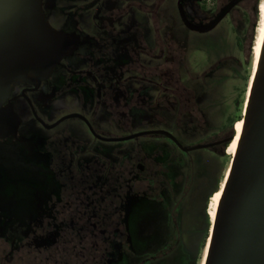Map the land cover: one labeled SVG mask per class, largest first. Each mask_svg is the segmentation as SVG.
Returning a JSON list of instances; mask_svg holds the SVG:
<instances>
[{"label":"flooded vegetation","instance_id":"obj_1","mask_svg":"<svg viewBox=\"0 0 264 264\" xmlns=\"http://www.w3.org/2000/svg\"><path fill=\"white\" fill-rule=\"evenodd\" d=\"M171 8L170 0H44L48 23L75 43L47 79L14 84L4 107H13L19 124L15 133L0 141H8L19 148V156L41 165L58 189H43L49 199L41 214L30 220L15 222V218L0 214V247H6V259L18 258L20 264H51L53 260L72 264L77 258L87 263L93 229L83 225L66 237L62 229L65 223L84 218L82 209L85 215L93 211L103 214L96 210L103 197L98 190L100 182L118 176L125 152L134 155L135 161L150 160V168L154 167L151 180L159 184L158 190L151 192L154 195L148 191L138 195L130 206L141 197L169 204L170 194L186 183L182 170L204 162V154L199 156L195 151L229 153L234 143L230 144L234 135L230 126L212 125L206 108L200 106L198 88H190L186 80L188 69L182 54L186 48L170 27ZM184 10L195 25L213 19L205 21L200 0H185ZM177 13L179 23L187 27L179 0ZM170 40L179 47L168 49ZM239 121L235 123L236 137ZM159 131L172 134L176 140ZM141 137L147 143L166 145L170 157L152 159L139 142L131 147L116 145ZM171 164L178 167L174 178L169 171ZM5 182L0 174L1 185ZM106 201L113 204L114 212L121 203L112 193ZM130 206L125 214L131 211ZM60 216H64L61 221ZM125 231L128 236L126 221ZM114 233L116 249L120 227ZM105 249L110 253L109 264L118 250Z\"/></svg>","mask_w":264,"mask_h":264},{"label":"rangeland","instance_id":"obj_2","mask_svg":"<svg viewBox=\"0 0 264 264\" xmlns=\"http://www.w3.org/2000/svg\"><path fill=\"white\" fill-rule=\"evenodd\" d=\"M229 1L211 0L206 11L209 18H213ZM170 3L173 8L169 14L170 27L178 36L182 46L186 48L182 54L185 56V64L188 69L186 78L188 85L190 88H198L200 106L206 108L212 125L215 128L224 125L230 126L232 134L236 132L235 125L233 129L232 125L243 117L248 94L246 90L247 77L249 74L252 75L255 70L256 47L263 24L261 7L264 5V0L240 1L214 30L207 33L192 31L179 23L178 0H170ZM256 5L259 7V15L254 10ZM245 10L248 11V16H245ZM238 38L242 41V49L238 46ZM167 46L168 49L179 47L173 40H170ZM212 70L215 71L214 74H208ZM206 74L209 76L207 77ZM145 141V137H141L113 144L118 147H131L139 142L145 154L152 159L162 161V159L170 157V150L166 145H154ZM172 144L175 146L174 143ZM18 151L19 148L14 147L8 141H0V174L6 178L3 185L0 183V214H6V218H15V222L30 220L37 214H41L44 202L49 199L43 189L55 192L57 188V185L50 180L47 170L41 165L22 158ZM206 151L208 150L201 149L194 152L199 156L204 154V162L198 164L201 166L205 163V169H203L205 172L201 173L200 167L195 171L192 170L194 174H191L194 176L190 179V171H188L190 168L185 167L182 170L186 179L184 191L188 190L192 195L188 202L190 209L186 214V217L189 218L188 229L190 228L191 231L189 230L190 233L186 232L184 247L192 257L196 254L198 263H201L203 255L200 246L202 241L201 220L204 216L202 213L207 205L209 195L219 184L223 183L232 160L228 151L225 154H220V152L219 154L204 153ZM151 164L152 162L146 158L135 161L134 155H128V152H125L122 155L121 165L118 167L120 169L117 172L118 176L114 175L108 177L106 181L100 182L98 190L103 192L101 194L103 197L96 210L99 209V212H103V214H96L93 211L85 215V211L82 209L81 215L84 218L65 223L62 229L65 233L63 237L70 235L71 230L82 228L83 225H85L84 228H92L94 233H91L92 241L88 250L89 259L92 261V258L98 255L107 256V249L104 250V247L109 246L110 250L115 249L114 230L120 227V242L117 244L119 247L115 249L118 250L117 257L115 256L116 258L114 257L109 264H144L150 257L149 255L160 249L166 242L168 227L165 218L166 208L164 207L168 201L161 204L159 201L141 197L132 206L129 204L138 195H144L147 191L151 194L152 191L158 190V182L155 180L153 183L151 180L154 169V167L150 168ZM140 166H145L149 170L143 171ZM156 167L159 168V166ZM177 170L178 167L171 164L169 171L172 178L177 175ZM199 172L200 176H198ZM149 184L150 186H148ZM131 186L133 190H131ZM110 193L115 194L121 202L117 206L116 212L112 210L113 204L106 201V197ZM165 200H167L166 197ZM210 204H208V211ZM129 206L131 211L129 214H125ZM64 216H60V221L64 219ZM125 221L128 236L125 231ZM99 239L102 240L101 243L97 242ZM121 245L124 248L122 250ZM129 248L130 250H128ZM7 253L6 247L5 249L0 247V264H20L17 261L18 258L16 261L6 259ZM79 255L81 256L82 253L80 252ZM16 256L18 257V254ZM189 259L191 260V257ZM58 262L60 261L53 260L51 264H59ZM78 263V260L74 261V264Z\"/></svg>","mask_w":264,"mask_h":264},{"label":"water","instance_id":"obj_3","mask_svg":"<svg viewBox=\"0 0 264 264\" xmlns=\"http://www.w3.org/2000/svg\"><path fill=\"white\" fill-rule=\"evenodd\" d=\"M184 1L179 0V10L187 27L207 33L242 0H231L210 22L199 25L188 20ZM43 2L0 0V138L15 133L19 124L13 107H4L14 84L47 79L75 43L51 27ZM243 120L205 264H264V41ZM158 133L176 140L168 132ZM235 138L236 132L230 144Z\"/></svg>","mask_w":264,"mask_h":264},{"label":"trees","instance_id":"obj_4","mask_svg":"<svg viewBox=\"0 0 264 264\" xmlns=\"http://www.w3.org/2000/svg\"><path fill=\"white\" fill-rule=\"evenodd\" d=\"M243 1H247V0H243ZM200 2H201V10H202L203 18L211 19L212 17L209 18L206 12L208 5L211 3V0H200ZM254 10L256 11L257 15H259L260 12H259V7L257 5L254 8ZM244 13H245V16H248L247 10H245ZM238 46L241 49L243 48V44L240 38H238ZM251 77L252 75L250 74L247 77V86H246L247 92L249 91V88H250ZM241 119H243V117L239 118L238 120L241 121ZM234 125L235 124L232 125L233 128H234ZM204 164H201V166L197 164L194 167L190 168L191 170L188 169V171H190L189 172L190 179L193 178L194 176V175L192 176L191 173H193L195 169H198L199 167H200L199 169H202L201 173L205 172L203 171V169H205ZM198 174H199L198 176H200V172ZM221 186L222 184H219L216 187V189L209 195L207 205L204 208V211L202 213L204 214V216L201 220V228H200L201 239H202L200 246H201V249L203 250L201 263H198L196 254L192 257V255H190V253H188V251H186L184 247V240H185L186 232L190 233L191 231L190 228L188 229V225H189L188 219L189 218L186 217V214H188L187 212L190 209L189 208L190 204H188V202L191 200L192 195H190L187 190L185 191V193H183V195L181 196L179 200V203L177 205V214H172L171 227L166 233V238H167L166 242L163 243L160 249H157L155 252L151 253L149 255L150 257L146 259V262H144V264H202L203 263L205 259L207 247L209 245V241H211L212 231H213V226H214V222L212 220L211 214L208 211V204H210V200L213 197V195L221 189ZM106 254H107L106 258H104L102 255H98L96 257H93L92 261L89 260L85 264H107L110 253L107 252ZM188 254H189V257H188ZM190 257H191V260L189 259ZM75 260H78V259L76 258L74 259V261ZM82 262L83 260H81V262H79L78 264H83ZM72 264H74V262Z\"/></svg>","mask_w":264,"mask_h":264},{"label":"bare ground","instance_id":"obj_5","mask_svg":"<svg viewBox=\"0 0 264 264\" xmlns=\"http://www.w3.org/2000/svg\"><path fill=\"white\" fill-rule=\"evenodd\" d=\"M261 8H262V12H263V24H262V27L260 29V34H259L258 43H257V47H256L255 74H256V71L258 69V64H259V60H260V56H261V51H262V45H263V41H264V5ZM255 74H254V78H255ZM254 78H253V80H254ZM253 80H252V83H253ZM252 83H251V85H252ZM250 89H251V87H250ZM249 94H250V91H249ZM247 103H248V100H247ZM246 106H247V104H246ZM243 127H244V120L242 119L237 124L238 135L235 138V141H233L234 143L229 148V153L233 157H234V155L237 152V148H238L239 140H240V137H241V134H242V131H243ZM230 168H231V166H230ZM229 172H230V169L228 171V175H229ZM228 175L226 176V179H227ZM226 179H225V181H224L223 186L221 187V189L218 192H216L217 194L216 193L214 194V197L211 200L210 214H211V217H212L213 222H214V220L216 218L217 209H218V206H219V203H220L222 194H223V188L225 186ZM209 245H210V241H209ZM209 245L207 247V251H206V254H205V259H204V261H203L202 264H205V260H206L207 253H208V249H209Z\"/></svg>","mask_w":264,"mask_h":264},{"label":"crops","instance_id":"obj_6","mask_svg":"<svg viewBox=\"0 0 264 264\" xmlns=\"http://www.w3.org/2000/svg\"><path fill=\"white\" fill-rule=\"evenodd\" d=\"M185 186V185H184ZM184 186H182V188H180V190L178 191H173L171 194H170V202L169 204H165L164 207L166 208V224H167V232L168 230L170 229L171 227V220H172V214H177V205L179 203V200L181 198V196L183 195L184 193ZM10 218V217H9ZM11 219V218H10ZM10 224L14 223L12 220L9 221ZM9 224V225H10ZM1 230V229H0ZM166 232V233H167ZM18 234V233H16Z\"/></svg>","mask_w":264,"mask_h":264}]
</instances>
